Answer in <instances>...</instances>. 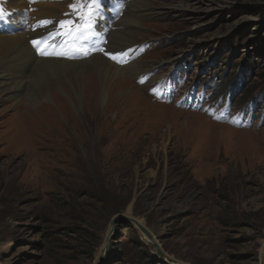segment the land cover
Masks as SVG:
<instances>
[{
	"label": "rangeland",
	"instance_id": "rangeland-1",
	"mask_svg": "<svg viewBox=\"0 0 264 264\" xmlns=\"http://www.w3.org/2000/svg\"><path fill=\"white\" fill-rule=\"evenodd\" d=\"M146 3L129 36L142 73L114 97L137 98L89 112L0 84V264H260L264 0ZM119 214L152 239L124 221L107 243Z\"/></svg>",
	"mask_w": 264,
	"mask_h": 264
},
{
	"label": "bare ground",
	"instance_id": "bare-ground-1",
	"mask_svg": "<svg viewBox=\"0 0 264 264\" xmlns=\"http://www.w3.org/2000/svg\"><path fill=\"white\" fill-rule=\"evenodd\" d=\"M70 1L72 0H0V9H3V16L0 17V84L8 87L14 95L24 96L27 105L38 104L39 95L45 100L57 95L50 91L52 88L78 104L85 100L86 110L89 112L95 111L98 103L108 100L110 102L106 106L112 109L122 100L137 98L136 93L117 100L114 97L118 90L125 87L127 77L136 78L142 73L137 65L138 61L120 56L116 60L128 65L116 67L103 60L100 52L107 42L108 51L127 49L129 54H135V43L130 41L129 36L148 11L147 0H98L94 26L87 39H82L75 45L69 43L71 37L65 39L58 36L54 39L55 52H66L67 57L71 58L55 54L39 55L31 42L49 38V33H55L56 26L61 21L68 25ZM44 20L54 23L39 26L38 22ZM106 32L107 37L104 35ZM53 48L48 51L52 52ZM72 48L80 50L72 51ZM175 61L177 60L173 63ZM65 84L71 85V94L63 92ZM57 97L62 101L61 96ZM61 103L51 114H65L68 111L67 105ZM145 107L175 112L168 107ZM42 108L46 107H40L38 112ZM73 111L84 113L75 106Z\"/></svg>",
	"mask_w": 264,
	"mask_h": 264
},
{
	"label": "snow or ice",
	"instance_id": "snow-or-ice-1",
	"mask_svg": "<svg viewBox=\"0 0 264 264\" xmlns=\"http://www.w3.org/2000/svg\"><path fill=\"white\" fill-rule=\"evenodd\" d=\"M97 3L98 0H78V2L76 3H70L69 7L72 9L73 14L77 17V21H69L66 32L64 31L66 27L65 22L61 21L57 24L55 33H49V38L33 40L31 43L33 44V47L37 49L38 54L41 56H49L55 54L67 57L66 52H55V49L53 48L54 39L58 36L65 39L67 37H71L72 39L69 43L72 45H75L78 41L82 39H87L94 26L93 22ZM2 16L3 9H0V17ZM38 23L39 26H46L54 22L50 20H44ZM49 48H53V51L49 52ZM79 50V48H72V51ZM109 58L113 59L117 63L120 62L116 60V57L114 55H110Z\"/></svg>",
	"mask_w": 264,
	"mask_h": 264
},
{
	"label": "water",
	"instance_id": "water-1",
	"mask_svg": "<svg viewBox=\"0 0 264 264\" xmlns=\"http://www.w3.org/2000/svg\"><path fill=\"white\" fill-rule=\"evenodd\" d=\"M124 221H127L129 224H132L134 226H136L139 231L149 240H151L152 238L146 233L145 229L142 227V225H140L136 220L134 219H130L129 217H127V215L124 214H119L116 215L112 220H111V228H110V234L108 236L107 239V243L109 241V237L111 235V233L113 232V230L115 229L117 224H121ZM155 246L157 247V255L158 258L165 262L166 261V256L160 251V249L158 248V246L155 244ZM171 264H177V263H171ZM260 264H264V247L262 248L261 254H260Z\"/></svg>",
	"mask_w": 264,
	"mask_h": 264
},
{
	"label": "trees",
	"instance_id": "trees-1",
	"mask_svg": "<svg viewBox=\"0 0 264 264\" xmlns=\"http://www.w3.org/2000/svg\"><path fill=\"white\" fill-rule=\"evenodd\" d=\"M257 12H258L259 16H261V18L264 20V5L261 6V7H259V8L257 9ZM125 226H127V227H131V226L128 225V224H125Z\"/></svg>",
	"mask_w": 264,
	"mask_h": 264
}]
</instances>
